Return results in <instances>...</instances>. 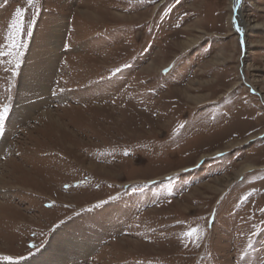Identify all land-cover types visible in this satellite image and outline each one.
Returning a JSON list of instances; mask_svg holds the SVG:
<instances>
[{"label":"rangeland","instance_id":"obj_1","mask_svg":"<svg viewBox=\"0 0 264 264\" xmlns=\"http://www.w3.org/2000/svg\"><path fill=\"white\" fill-rule=\"evenodd\" d=\"M239 3L243 37L230 0H0V256L264 264V0Z\"/></svg>","mask_w":264,"mask_h":264},{"label":"bare ground","instance_id":"obj_2","mask_svg":"<svg viewBox=\"0 0 264 264\" xmlns=\"http://www.w3.org/2000/svg\"><path fill=\"white\" fill-rule=\"evenodd\" d=\"M230 2L232 4L231 9H233L234 11V23H235L238 35L243 37V35L246 33L245 31L248 27V24L245 21H243L241 17L240 3H237L236 0H230ZM92 167L93 166H91V168ZM93 246L94 245L89 243L88 241L80 242L77 239V237H71V238L69 237L68 241H64L53 247H49L50 249L49 250L47 249L46 251H44L43 252L44 254L42 256H39V257L37 256L33 263H28V264H38V263L48 264L47 260L51 257V255H54V253H55V257H53L51 260H56V259L62 260V259H66L67 256L71 257L74 255H82L83 257V255L87 254L90 250L95 248ZM74 259L77 260L78 258H74Z\"/></svg>","mask_w":264,"mask_h":264},{"label":"snow or ice","instance_id":"obj_3","mask_svg":"<svg viewBox=\"0 0 264 264\" xmlns=\"http://www.w3.org/2000/svg\"><path fill=\"white\" fill-rule=\"evenodd\" d=\"M237 3L240 2V0H236ZM27 3L29 6H33L34 5V0H27ZM25 15V10L24 9H20L17 8L16 12H15V19L12 20V26L17 30V32H21L23 30L22 25H23V18ZM239 30V29H238ZM29 35H31V33H29ZM13 47H22V45H16L13 44ZM23 53L22 52H18V59L16 62V67L19 68L20 67V59L19 57L22 56ZM7 112V108H3L2 110H0V123L3 122L4 118H5V114ZM196 229H192V231H190L188 233L189 236H191L194 232H196ZM30 248H35L36 245H30ZM0 260L6 261L8 262V264H16V260L13 258V256H0Z\"/></svg>","mask_w":264,"mask_h":264}]
</instances>
